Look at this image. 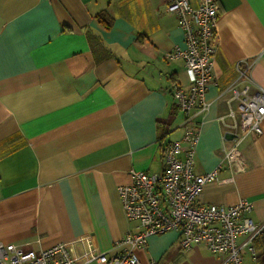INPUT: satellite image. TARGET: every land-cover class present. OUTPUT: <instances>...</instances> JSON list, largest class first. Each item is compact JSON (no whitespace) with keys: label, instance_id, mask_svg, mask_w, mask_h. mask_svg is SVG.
Segmentation results:
<instances>
[{"label":"crops","instance_id":"crops-1","mask_svg":"<svg viewBox=\"0 0 264 264\" xmlns=\"http://www.w3.org/2000/svg\"><path fill=\"white\" fill-rule=\"evenodd\" d=\"M216 1L196 175L218 166L222 145H232L239 103L230 88L264 90V0ZM165 9L166 0H0L1 243L28 250L63 243L78 261L97 264L90 249L111 256L126 232L140 231L125 220L117 188L130 184V170L162 172L164 149L183 133L171 89L189 88L184 63L164 58L184 48ZM260 128L240 145L246 172L233 176L223 163L222 182L206 184L199 196L204 205L246 199L259 224L264 119ZM178 242L175 232L148 237L135 251L139 264L185 255L186 264H220L204 245L183 251Z\"/></svg>","mask_w":264,"mask_h":264},{"label":"built area","instance_id":"built-area-1","mask_svg":"<svg viewBox=\"0 0 264 264\" xmlns=\"http://www.w3.org/2000/svg\"><path fill=\"white\" fill-rule=\"evenodd\" d=\"M165 11L175 16L184 40L183 49L175 48L165 55L167 60H181L189 79L186 91L179 86L171 89L175 106L184 116L183 133L178 141L171 142L164 149L160 174L130 170V184L117 188L125 220L137 222L140 231L126 232L117 243L122 247L121 251L111 256L96 254L93 249L87 253H91L97 264H139L135 251L146 246L148 237L175 232L183 251L204 245L210 254L221 257L220 264H244L245 254L256 264L253 242L262 232L264 223H254L249 218L252 204L240 199L232 206L204 205L199 196L206 184L222 182L218 175L223 163L233 176L246 172L240 145L249 134L261 133L264 90L258 87L249 93L247 87L240 91L230 88L232 99L239 103V121L231 126L234 129L232 145H222V160L218 166L208 173L196 175L194 156L203 116L209 108L205 96L212 82L218 5L216 0H198L197 6L192 8L189 0H166ZM246 76V70H238V79ZM195 117L201 120L192 124ZM0 264L87 262L78 261L63 243L28 250L14 243L0 242ZM148 264L157 263L151 261Z\"/></svg>","mask_w":264,"mask_h":264},{"label":"trees","instance_id":"trees-1","mask_svg":"<svg viewBox=\"0 0 264 264\" xmlns=\"http://www.w3.org/2000/svg\"><path fill=\"white\" fill-rule=\"evenodd\" d=\"M97 18L102 20V15L101 14L98 15ZM106 25H108V23H106ZM253 246H254L256 253H257L256 264H264V228H263L262 232L255 238V240L253 242Z\"/></svg>","mask_w":264,"mask_h":264},{"label":"rangeland","instance_id":"rangeland-1","mask_svg":"<svg viewBox=\"0 0 264 264\" xmlns=\"http://www.w3.org/2000/svg\"><path fill=\"white\" fill-rule=\"evenodd\" d=\"M182 116H183V114H182ZM183 119H184V116H183ZM186 263H187V260H186V255H185L183 258L176 259V260H173V261H170L169 258H165L160 264H186ZM243 263L244 264H250V262H248L246 260Z\"/></svg>","mask_w":264,"mask_h":264}]
</instances>
